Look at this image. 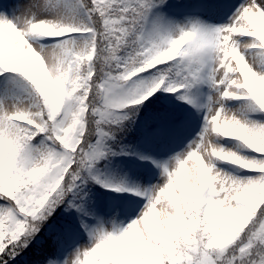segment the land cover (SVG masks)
<instances>
[{
	"label": "rangeland",
	"instance_id": "rangeland-1",
	"mask_svg": "<svg viewBox=\"0 0 264 264\" xmlns=\"http://www.w3.org/2000/svg\"><path fill=\"white\" fill-rule=\"evenodd\" d=\"M129 1L125 3L139 2ZM149 10L142 35L148 43L145 54L176 52L181 59L176 63L193 73L179 99L188 105V118L178 130L175 116L167 114L157 120L159 128L145 131L132 152H124L140 164L121 157L117 167L101 166L99 171L92 162L103 160L105 153L98 151L100 144L87 160V149H79L82 143L73 129L76 118L109 123L97 114L107 118L111 108L145 95L158 79L146 76L129 87L100 86L95 80L97 62L106 63L110 56L100 45L93 57L98 21L94 9L86 10L79 0H0V174L21 160L24 171L35 167L31 171H43L44 178L20 174V192L0 187V216L10 215L20 223H0L1 247L10 243L26 248L45 217L58 208L56 221L62 226L54 222L52 228L59 246L46 264H108L111 258L115 264H133L141 251L159 256L160 238L177 234L174 224L195 194L203 211L222 218L240 211L254 191L260 177L249 169L264 167V150L248 146L264 148V0H164L151 3ZM76 53L90 60L80 65ZM13 59L26 64L28 81L14 74L16 61L7 67ZM80 68L85 84L76 88ZM80 88L82 94H76ZM70 93L80 100L69 98ZM48 102L58 112L43 120L40 113ZM68 133L70 144L62 140ZM83 143L88 145V136ZM75 147L68 166L69 151ZM9 154L16 160H8ZM102 173L123 193L114 199L109 195L108 204L104 191L92 187L89 198L81 197V207L76 190L94 181L107 190L99 181ZM8 196L16 210L4 202ZM86 207L89 217L80 214ZM259 232L264 233V223L254 235ZM220 249L217 262L228 264L225 248ZM195 262L213 264L205 257ZM261 263L264 253L254 262Z\"/></svg>",
	"mask_w": 264,
	"mask_h": 264
},
{
	"label": "trees",
	"instance_id": "trees-1",
	"mask_svg": "<svg viewBox=\"0 0 264 264\" xmlns=\"http://www.w3.org/2000/svg\"><path fill=\"white\" fill-rule=\"evenodd\" d=\"M79 1L86 10L94 9L95 13L94 11L91 12L94 18L96 14L98 21L94 23L95 28H93V32L96 34L93 57L96 56L97 52L95 47L100 45L110 56L106 63L98 65L97 62L95 80L98 81L100 86L104 83H112L129 87L146 76L158 79L157 83L145 95L129 99L127 103L115 106V108H109L111 114L107 118H101L97 114L98 119H107L109 123H89V116L85 118H82V116L77 117L73 129H76L79 138L78 144L82 143L79 145V149L83 147L87 149L86 157L89 160V156L95 155L96 149L101 144L98 151L101 152L102 150L105 153L103 160L95 161L100 162L99 165H94L95 162H92V165L98 168L99 171H102L104 167H117V161L121 157L136 163L134 155H128L124 152H132L133 146L135 147L145 131H154L159 128L158 119L167 114L175 116L174 121L178 122V124L174 127L179 130L181 129L178 128L180 122L188 118V115L185 114L188 105L180 102L179 99L182 98L181 88L192 82L193 73L188 71L187 74L182 69V66L176 63V60H181L180 57L176 56V52L156 57H150L145 54L148 49V43L142 41V35L146 29L147 18L150 13L149 6L153 2L164 0H141V2L139 0L140 3L138 2V4L133 1V5L125 3L129 0ZM73 57L77 62H80V65L86 64L90 60V58L81 57L77 53ZM15 61L13 59L7 67H11ZM24 65H26L24 62L19 64L16 61L12 69L14 74L18 75L22 81H28L24 73ZM88 66L89 64L85 67L87 72ZM83 69L80 68L79 78L75 79L76 88L85 84H82L83 80H80ZM129 71L132 72L127 77L120 76L122 73ZM92 80V77H90L89 82L91 84ZM85 91L86 89H83V92ZM71 94H69V98L77 102L80 100L77 95L70 97ZM76 94L81 95L82 89L77 90ZM99 104L101 105L100 108L104 110L105 105L101 100ZM57 110L58 107L49 102L46 103V108L42 110L46 115L41 112V119H53L58 112ZM88 111L89 109L87 108L86 114H88ZM144 127H148V130H145ZM164 127L167 128V126ZM38 136H40V133L34 136L33 139ZM69 136L70 133L62 138L66 144H70V141H67ZM87 136L88 145L83 143L86 141ZM248 146L257 150H264V148H258L251 143H248ZM59 147L63 148L60 145ZM75 149L76 147L69 151L68 166L71 163L70 155ZM15 156L9 154L7 158L10 161H15ZM72 157L75 161L74 155ZM20 162L17 161L14 165H9L4 174H0V187L6 186L12 191L15 188L16 192H20L16 184L20 174H25L32 180L33 177H39L41 181L44 179L42 178L43 171H31L35 167L24 171L23 168L27 167L21 160ZM249 170L252 172L256 170L255 173L259 174L260 178L255 183L254 191L244 199L240 211L228 217L217 218L218 215L214 211H203L195 194L186 209V213L178 217L174 224L177 234L165 235L160 238L158 243L159 256L141 251L139 253L141 257H136L133 264H140L141 261H144L143 264L155 263L156 261V264H191L190 259L192 264H196L195 260L201 261L204 257L211 260L213 264H224L226 260L225 262H217L218 256L222 254L220 253V246L225 248L226 257L228 255V264H233V262L235 264H254V262H259L260 256L264 253V233L259 232L257 236L254 234L260 225L264 223V167ZM27 177H25L26 180H28ZM99 181L105 185L108 191L103 190V186L98 181L87 185L90 187L82 188L80 191L76 190L75 194L78 199L76 202L81 207L84 201L81 197L86 196L85 198H89L92 187L99 193L104 191V197L105 199L107 198V202L109 201L108 204L110 203L109 195L114 199V197L123 193V189L116 185H111V181L109 182L103 173L99 176ZM29 184L30 182H28V186ZM6 199L4 202L12 210L18 208L11 197L8 196ZM86 206L89 205L86 204ZM21 210L24 211V209ZM58 213V208H55L45 217L44 221L46 223L38 226V230L34 233L35 235H32L33 238L31 236L30 245L26 246V248H23L22 245H11L10 243L0 246V264H46L49 260L54 259L59 246V237L52 226L54 222L62 226V223L56 221L59 218ZM90 213V207H86L85 211L80 212L82 216L88 217ZM4 219H7L8 223L13 222L12 224L15 227L20 224L14 222L13 217L10 215L6 217L0 216V223H3ZM63 220L69 222L66 218H63ZM0 239H2V235ZM233 240L234 242L230 243ZM209 244H211V247H209ZM98 248L96 250L99 252L100 249ZM115 262L111 258L108 259L107 263L115 264Z\"/></svg>",
	"mask_w": 264,
	"mask_h": 264
}]
</instances>
